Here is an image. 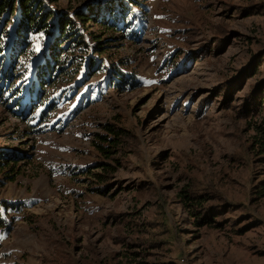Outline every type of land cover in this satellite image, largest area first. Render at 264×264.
Returning <instances> with one entry per match:
<instances>
[{
    "label": "rangeland",
    "instance_id": "obj_1",
    "mask_svg": "<svg viewBox=\"0 0 264 264\" xmlns=\"http://www.w3.org/2000/svg\"><path fill=\"white\" fill-rule=\"evenodd\" d=\"M45 1L49 22L66 15L91 47L61 41L67 68L29 111L0 98V153L14 165L0 172V264H264L252 150L263 111L250 114L264 100V0ZM109 2L115 32L79 19ZM49 41L29 35L9 89L51 58ZM108 126L123 131L110 159L97 148ZM185 189L216 223L197 224Z\"/></svg>",
    "mask_w": 264,
    "mask_h": 264
},
{
    "label": "trees",
    "instance_id": "obj_2",
    "mask_svg": "<svg viewBox=\"0 0 264 264\" xmlns=\"http://www.w3.org/2000/svg\"><path fill=\"white\" fill-rule=\"evenodd\" d=\"M57 1L58 0H53V2ZM130 1L134 3L136 2L135 0ZM103 8L104 14L100 19H98L96 15L92 16L93 13L91 12L80 15L79 19L84 24L95 22L98 25L115 32L116 29L112 26L117 24V21L120 18L121 13H118L120 7L118 8V5L109 2L107 5H104ZM53 15L54 13L47 8L45 0H0V98L4 92L8 96L16 98L21 107L20 114L26 109L28 111L30 110L34 100L33 95L37 97L38 94H41L40 88L47 86L54 79L56 81L60 80L62 72L67 68V62L64 59H58L60 56V43L62 40L66 38L72 40L74 43L73 45H70V48H76L79 52L88 53L90 51L91 46L83 40V37H80V32L76 27V24L69 17L61 14L56 22L50 23L49 20ZM119 24L121 23L119 22ZM7 27H10L12 31L9 32ZM54 29L55 34L53 31ZM32 33L47 34L50 37L52 41H49L46 52L48 51L49 57L51 56L53 61L57 62V67L55 68L54 65L50 63L51 58L48 59V56H46L47 60L44 59V64H41L42 67L32 71V74L29 72L30 74H28V76L26 75V83L9 89L10 87H8V83L13 78L11 71L15 68L14 64L18 62L20 58L23 59V48L28 43L29 35ZM78 37H80V39H76ZM92 38L94 39V47L96 50H102L104 53V42L97 39L98 35H93ZM10 39L11 41L7 50L4 45H6ZM79 57L80 59L84 58L83 55H79ZM80 61L83 62L84 59ZM87 61L88 60L85 62ZM82 62L78 64L79 67L77 69L82 68ZM56 72H59V74L56 75ZM116 74L121 75L123 79L116 80L113 83L114 87L125 89L126 84L130 81L122 74ZM131 83V85L134 86V82L131 81ZM262 96L263 95H261L256 102L255 108H258L257 111H255L256 109H252L250 110V114L254 115L256 112L257 114H261L263 111L260 119L254 120L253 122L256 135L253 136L252 150L255 155H258L261 161L264 162V105L259 104L261 101L264 102ZM40 104L42 105L43 103ZM106 131L108 132V135L99 137L100 141L97 144V148L106 159H110L116 153V148L119 146L120 142V135L123 131L115 129L113 126L106 127ZM8 158L9 155L6 153H0V172L3 171L5 174L13 172L14 168L13 164L7 162ZM9 165L13 167H9L6 171V168ZM110 169H112L110 165L103 164V171L109 172ZM98 176L100 177V175ZM9 178L13 179L12 176H9ZM260 191L259 197L264 198V186L260 188ZM180 199L184 206L190 208L191 214L197 219V224L199 226H210L216 223V221L210 217L214 211L213 208L206 206L205 202L208 200L206 197L195 194L191 189H185L182 191Z\"/></svg>",
    "mask_w": 264,
    "mask_h": 264
}]
</instances>
